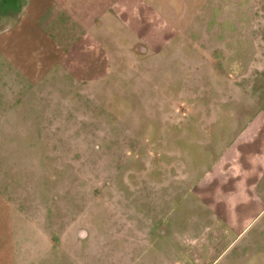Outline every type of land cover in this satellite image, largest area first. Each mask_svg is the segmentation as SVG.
<instances>
[{
	"label": "rangeland",
	"instance_id": "rangeland-1",
	"mask_svg": "<svg viewBox=\"0 0 264 264\" xmlns=\"http://www.w3.org/2000/svg\"><path fill=\"white\" fill-rule=\"evenodd\" d=\"M139 1L72 71L37 43L57 40L53 13L35 26L24 0H0V40L29 22L28 43L0 45V264H147L134 230L201 216L189 187L264 118V0ZM218 264H264V215Z\"/></svg>",
	"mask_w": 264,
	"mask_h": 264
},
{
	"label": "crops",
	"instance_id": "crops-1",
	"mask_svg": "<svg viewBox=\"0 0 264 264\" xmlns=\"http://www.w3.org/2000/svg\"><path fill=\"white\" fill-rule=\"evenodd\" d=\"M24 2L35 26L46 18L48 12L54 14V23H50V26L57 40L55 37L52 41L47 36L48 32H40L37 43H44L47 39L46 44L56 45L51 63L72 71L80 70L83 62L90 58L94 51L91 46L97 43L94 40L95 30L101 28L99 24L110 20L107 19L110 17L118 27L125 23L133 26L140 5L139 0ZM56 13L67 15L64 22ZM27 22L25 15L18 24V33L0 40V45L28 43L25 38ZM13 58L20 61L16 67L22 74L20 76L34 75L36 68L31 67V72H27L28 67H25L30 60L26 53L20 52ZM254 125L259 127L253 128ZM233 154L240 155L243 164L229 163V157ZM218 156L217 166L207 170L204 179L195 181L189 187L193 194V205L200 206L201 216L192 215L187 220L182 215H174L175 218L163 219L161 228H158L157 224L162 219L159 217L158 220L152 219L147 229L134 230L131 236L132 251L145 253L147 264H218L224 252L238 245L246 229L264 215V118H251ZM262 156V160L258 159ZM167 186L171 188L170 183ZM140 259L142 256L137 260Z\"/></svg>",
	"mask_w": 264,
	"mask_h": 264
}]
</instances>
